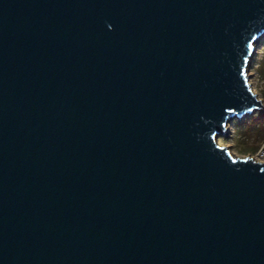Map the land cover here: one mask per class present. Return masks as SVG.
Listing matches in <instances>:
<instances>
[{
  "label": "water",
  "instance_id": "water-1",
  "mask_svg": "<svg viewBox=\"0 0 264 264\" xmlns=\"http://www.w3.org/2000/svg\"><path fill=\"white\" fill-rule=\"evenodd\" d=\"M264 0H0V264H264ZM231 109V110H230Z\"/></svg>",
  "mask_w": 264,
  "mask_h": 264
},
{
  "label": "rangeland",
  "instance_id": "rangeland-1",
  "mask_svg": "<svg viewBox=\"0 0 264 264\" xmlns=\"http://www.w3.org/2000/svg\"><path fill=\"white\" fill-rule=\"evenodd\" d=\"M249 74L252 88L264 106V36L256 44L251 57ZM229 132L218 138V143L229 147L236 157L257 158L264 148V109L260 108L243 118H235L228 124Z\"/></svg>",
  "mask_w": 264,
  "mask_h": 264
},
{
  "label": "built area",
  "instance_id": "built-area-1",
  "mask_svg": "<svg viewBox=\"0 0 264 264\" xmlns=\"http://www.w3.org/2000/svg\"><path fill=\"white\" fill-rule=\"evenodd\" d=\"M257 158H259L258 161H264V148L262 149V151L260 152V154ZM257 158H256V160H257Z\"/></svg>",
  "mask_w": 264,
  "mask_h": 264
},
{
  "label": "bare ground",
  "instance_id": "bare-ground-1",
  "mask_svg": "<svg viewBox=\"0 0 264 264\" xmlns=\"http://www.w3.org/2000/svg\"><path fill=\"white\" fill-rule=\"evenodd\" d=\"M263 36H264V35H263ZM261 38H262V37H261ZM261 38H260V39H261ZM253 90H254V89H253ZM258 98H259V97H258ZM259 99H260V98H259ZM219 144H222V143L220 142ZM255 159H256V158H255ZM258 159H259V158H257V160H258Z\"/></svg>",
  "mask_w": 264,
  "mask_h": 264
},
{
  "label": "snow or ice",
  "instance_id": "snow-or-ice-1",
  "mask_svg": "<svg viewBox=\"0 0 264 264\" xmlns=\"http://www.w3.org/2000/svg\"><path fill=\"white\" fill-rule=\"evenodd\" d=\"M231 110V109H230Z\"/></svg>",
  "mask_w": 264,
  "mask_h": 264
}]
</instances>
